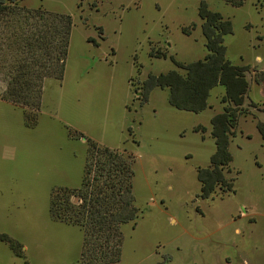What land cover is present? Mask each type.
Returning <instances> with one entry per match:
<instances>
[{
    "label": "rangeland",
    "instance_id": "rangeland-1",
    "mask_svg": "<svg viewBox=\"0 0 264 264\" xmlns=\"http://www.w3.org/2000/svg\"><path fill=\"white\" fill-rule=\"evenodd\" d=\"M201 2L230 21L226 59L247 69L248 82L245 114L228 146L234 192L207 199L200 198L197 171L215 152L210 119L223 111V88L215 87L197 114L171 107L168 89L155 88L144 105L135 92L149 75L182 74L175 62L204 59ZM14 6L70 16L72 26L63 77L43 82L38 111L2 99L0 81V237L19 254L0 241V264H81L82 231L53 219L49 203L55 191L80 188L89 141L133 158L138 218L121 227L119 264H264V139L256 127L264 124V0ZM18 18L0 19L5 66L20 58L5 45Z\"/></svg>",
    "mask_w": 264,
    "mask_h": 264
},
{
    "label": "trees",
    "instance_id": "trees-1",
    "mask_svg": "<svg viewBox=\"0 0 264 264\" xmlns=\"http://www.w3.org/2000/svg\"><path fill=\"white\" fill-rule=\"evenodd\" d=\"M17 3L18 0H0V19L19 16L15 21L18 32L5 37L8 43L5 45L20 57L14 59L16 63L5 66L6 57L0 55L3 58L0 73L4 71L5 75L0 81L6 86L2 99L17 107L30 105L38 111L43 82L63 77L72 21L70 16L41 10L25 12L14 6ZM239 5L233 3V6ZM198 16L207 51L204 59L187 65L175 62L182 74L170 71L149 75L135 92L140 105H144L152 90L168 89L171 107L197 114L209 107L211 91L217 86L223 88V111L210 119L215 152L209 166L197 171L200 198L207 199L217 190L222 196L234 192L235 179L227 177L232 160L228 146L230 139L236 136L240 117L245 114L242 106L248 82L247 69L234 66L226 59L224 39L232 33L230 21L209 10L204 2L200 4ZM30 20H34V24L26 27ZM256 127L264 139V124L257 123ZM132 179V156L89 141L80 188L72 193L65 189L51 194L49 211L53 219L82 231L81 264H119L121 227L138 218ZM72 198L78 203H73ZM0 241L8 242L16 253L17 244L3 236Z\"/></svg>",
    "mask_w": 264,
    "mask_h": 264
},
{
    "label": "crops",
    "instance_id": "crops-1",
    "mask_svg": "<svg viewBox=\"0 0 264 264\" xmlns=\"http://www.w3.org/2000/svg\"><path fill=\"white\" fill-rule=\"evenodd\" d=\"M245 264H250V263L247 261V259H246V261H245Z\"/></svg>",
    "mask_w": 264,
    "mask_h": 264
}]
</instances>
